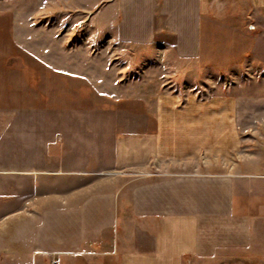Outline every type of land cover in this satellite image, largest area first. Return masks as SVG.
Listing matches in <instances>:
<instances>
[{
	"label": "crops",
	"instance_id": "1",
	"mask_svg": "<svg viewBox=\"0 0 264 264\" xmlns=\"http://www.w3.org/2000/svg\"><path fill=\"white\" fill-rule=\"evenodd\" d=\"M100 4L99 27L117 41L186 62L214 44L220 16L254 19L259 28L264 20V0ZM239 89L189 96L182 106L160 96L154 119L115 136L108 169L94 170L69 119L27 120L7 138L19 118L7 113V70L0 72L3 263L264 264V134L258 150L241 136L264 125V95ZM216 161L234 165L220 174L208 169Z\"/></svg>",
	"mask_w": 264,
	"mask_h": 264
},
{
	"label": "rangeland",
	"instance_id": "2",
	"mask_svg": "<svg viewBox=\"0 0 264 264\" xmlns=\"http://www.w3.org/2000/svg\"><path fill=\"white\" fill-rule=\"evenodd\" d=\"M100 5V0H0V72L7 70V113L19 118L7 138L19 134L27 120L69 119L76 148L86 156L91 149L93 169L105 170L115 136L132 133L145 116L153 120L160 96L179 97L182 106L189 96L202 101L235 88L264 95V20L260 29L254 19L220 16L212 28L214 44L198 61L186 62L157 55L151 46L117 41L99 27ZM260 133L264 125L253 135L241 132L243 144L258 150ZM233 165L216 161L208 169L223 174Z\"/></svg>",
	"mask_w": 264,
	"mask_h": 264
}]
</instances>
